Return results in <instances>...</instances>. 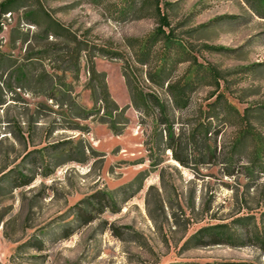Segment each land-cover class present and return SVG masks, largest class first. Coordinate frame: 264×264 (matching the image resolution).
<instances>
[{
    "label": "rangeland",
    "instance_id": "rangeland-1",
    "mask_svg": "<svg viewBox=\"0 0 264 264\" xmlns=\"http://www.w3.org/2000/svg\"><path fill=\"white\" fill-rule=\"evenodd\" d=\"M160 10L176 37L151 42L143 62L137 42L158 26L152 0H17L0 16V178L33 176L0 183V264H264L255 240L188 242L217 223L264 237V157L253 162L255 143L264 147V0H161ZM92 64L126 109L119 135L67 104L96 108ZM194 66L189 104L177 109L168 82ZM130 83L165 99L173 149L154 124L158 106L140 112ZM106 191L113 200L99 210L90 197ZM79 209L93 220L77 219ZM32 238L43 248L25 245Z\"/></svg>",
    "mask_w": 264,
    "mask_h": 264
},
{
    "label": "trees",
    "instance_id": "trees-1",
    "mask_svg": "<svg viewBox=\"0 0 264 264\" xmlns=\"http://www.w3.org/2000/svg\"><path fill=\"white\" fill-rule=\"evenodd\" d=\"M17 0H3L0 2V16L6 12ZM152 3L155 7V10L158 12L157 17L158 26L155 28L153 33L146 38L140 39L136 45V55L138 60L143 62V57L146 56L151 51L152 44L151 42L162 38L168 43H174L175 30L171 27V23L169 22L168 15L161 14L160 4L161 0H152ZM167 4V2H165ZM255 9V7L253 6ZM263 16V15H261ZM50 26H54L55 28H59L57 23L50 21ZM166 28H169L167 32ZM170 49H166L160 58V61L156 67L155 75L158 78H161V81L158 83L161 87L165 86V83L169 81V77H163L165 72L167 71V67L169 61L171 60V56L169 55ZM197 66H194L190 69L183 77L176 79L175 81L168 82L167 92L170 95L172 103L177 109H184L189 104V96L190 92L193 90L197 79ZM90 72L92 74V82H93V99L96 105L94 109H88L81 106L74 99H70L68 101V105L71 106L75 111V117L81 120H88L90 118H97L98 121L108 124L110 130L119 135L123 132L125 127L129 123V119L126 116V109L124 107H120L112 98L111 93L108 89L107 82L105 80V75L99 73L95 66L92 64L90 68ZM163 78V80H162ZM130 89L132 90V102L135 107L145 114H149V109L152 106L156 105L159 108L160 113L154 117V124L158 127L159 125L164 126V131L166 132V137L168 139V145L173 149V142L176 140V134L174 131L173 123L171 121V115L167 109V103L165 99L160 97H151L149 94L137 93L131 83L129 84ZM216 102H221L219 99ZM230 106V105H229ZM226 105V107H229ZM232 106V105H231ZM156 127V128H157ZM203 131L205 133L209 132V127L204 126ZM250 133L255 139H257L256 133L251 130L247 131ZM253 162L258 163L264 157V147L257 141L254 146L253 151ZM16 171L11 169L6 173L8 177H1L0 183L5 181V179L11 183L13 186H21L29 184L32 180V175L26 174L23 172H19L15 174ZM13 175V177H12ZM0 186V190H1ZM99 194H103L102 196H98ZM94 198V200L99 204V210H104V200H113V193L110 191L99 192L90 197V199ZM89 200H86V202ZM85 202V201H84ZM108 204V203H107ZM90 214V213H89ZM85 214L82 209H79L76 213V217L79 220H82L84 223L91 222L93 220V216ZM250 217H239L236 221L241 224H246L249 221ZM71 233L67 234L69 236ZM248 240H255V242H261L264 244V237L260 232L254 231L251 235L245 237L240 231L238 232L236 227L232 226L228 223H217L213 225H207L201 227L197 232H195L188 240V242H192L195 247H203L209 245H217V244H229L233 246H245ZM25 245H29L31 247H36L37 249L43 248V242L40 239H29ZM168 264H201L199 262H172ZM205 264H252L250 262H207Z\"/></svg>",
    "mask_w": 264,
    "mask_h": 264
}]
</instances>
